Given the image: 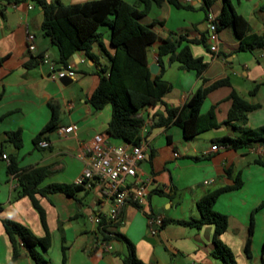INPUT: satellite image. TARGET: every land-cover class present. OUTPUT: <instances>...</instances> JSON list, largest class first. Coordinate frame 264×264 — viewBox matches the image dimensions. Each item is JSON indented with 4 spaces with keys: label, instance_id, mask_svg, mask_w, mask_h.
Masks as SVG:
<instances>
[{
    "label": "crops",
    "instance_id": "obj_1",
    "mask_svg": "<svg viewBox=\"0 0 264 264\" xmlns=\"http://www.w3.org/2000/svg\"><path fill=\"white\" fill-rule=\"evenodd\" d=\"M39 1L0 0V264H36L19 244L18 258L11 261L12 245L2 228V219L27 227L36 237L44 235L29 199L16 197L17 181L14 174L8 173L9 163L13 162L17 170L48 167L50 174L39 188L55 183L74 185L83 168L76 154L95 134H106L111 118L110 105L96 111L87 102L98 85V73H106L109 57L114 52L108 28H100L102 36L91 46L93 60L81 51L70 57L67 64L71 65L75 76L64 85L49 78L51 72L62 66L56 62L57 49L42 35L43 12ZM44 1L69 5L93 0ZM124 1L132 5L136 0ZM177 1L191 8H175L163 2L159 7L151 6L140 19L142 24H153L151 29L158 38L147 50L148 67L158 66L157 73L151 75L160 72L157 64L160 41L180 36L184 38L181 47L187 45L193 57L203 59L206 68L197 77L195 72L181 69L179 63L169 62L168 56L162 58V79L170 83L172 89L164 96V105L146 107L139 112L144 119L142 138L149 146V155L139 165L138 173L152 178L149 202L143 211L132 204L126 205L121 223L108 225V230L126 237L134 245L136 257L145 264H223L213 256V226L193 229L169 221L198 219L195 205L198 199L239 180L238 189L220 194L214 204V210L225 215L228 223L219 240L231 250L236 264H264V255L260 253L264 238V205L260 206L264 202V152L258 150L259 144L233 150L214 143L222 137L239 136L235 129L238 124L225 123L232 92L250 105L258 106L247 114L244 127H264V48L237 51L239 40L233 30L226 27L218 31L217 52H209L206 17L208 14L218 16L222 0H210V6L205 4L206 0ZM229 1L248 22L249 34L264 38V0ZM28 33L35 37L34 53L27 50ZM39 54L47 55L53 67L39 61L36 66L28 67L30 59ZM223 79L228 80V84L210 91L200 109L201 114L213 109L216 127L186 139L177 125L156 126L159 117L166 115L165 107L180 110L199 87ZM254 89V94L250 95ZM49 102L59 106L58 126L74 125L76 130L65 137L56 131L47 134L42 140L50 145L45 149L34 145L33 139L50 118ZM17 130L21 131L20 149H15L6 137V133ZM115 141L113 144L118 143ZM213 145L218 147L217 151H211ZM2 155L8 161L2 159ZM37 200L45 212L51 239L50 247L41 252L40 264H122L126 254L122 242L109 239V250L100 246L102 238L98 226L91 221L98 205L94 193L81 190L74 197L55 193L37 196ZM254 211V231L250 257H247L244 245L249 217ZM147 214L160 215L165 224L152 233ZM61 247L65 248L64 256Z\"/></svg>",
    "mask_w": 264,
    "mask_h": 264
},
{
    "label": "trees",
    "instance_id": "obj_2",
    "mask_svg": "<svg viewBox=\"0 0 264 264\" xmlns=\"http://www.w3.org/2000/svg\"><path fill=\"white\" fill-rule=\"evenodd\" d=\"M163 2L175 8H191L190 6H182L177 0H136L132 5L124 0H93L69 5H63L58 1L55 3L39 1L43 12L40 28L42 35L49 38L51 44L57 49L58 58L56 62L62 67H65L70 57L79 51L93 60L94 57L90 53L91 46L100 40L102 36L100 28H108L109 42L114 48V52L109 57L110 64L105 71L106 73H98V85L87 102L96 111L110 105L111 118L107 125L106 134L113 140L132 145L140 143L142 139L140 129L144 125V119L139 115V112L146 107L164 105L163 98L171 91L172 86L162 79L163 57L168 56L169 62L179 63L181 69L193 71L197 77L206 68L203 59L193 57L187 45L181 47L184 38L180 36L173 40L160 41L157 47V64L160 66V72L155 76L151 75L147 62V50L158 38L151 29L153 24H142L140 19L149 12L151 6L159 7ZM222 2L221 11L215 17L217 32L226 27L231 28L239 40L237 51L263 49L264 38L250 35L248 22L235 11L229 0H222ZM205 4L210 6L211 1L206 0ZM201 42L204 44L205 40L202 39ZM42 56L39 54L32 57L28 67L36 66L38 59ZM227 84L228 80L223 79L215 81L209 86L199 87L180 110L165 107L166 115L159 117L156 126L177 125L186 139L216 127L213 109L205 114H201L200 109L210 91ZM254 92L255 89L250 91V95H253ZM229 99L231 100V107L225 123L238 124L235 129L239 131V136L236 138L222 137L215 140L214 143L233 150H240L254 144H264V127L257 129L244 127L247 114L258 106L250 105L235 92L230 94ZM48 104L51 109L50 118L34 137V145H37L47 134L56 131L59 127V106L54 102ZM6 137L15 149L21 148L20 130L6 133ZM8 173L14 174L17 181L16 197L29 199L44 232L42 237H36L27 227L9 219H2V228L12 245L11 261L13 262L18 258L17 245L19 244L36 264H40L43 261L41 252L50 247L51 239L46 225L45 212L40 206L37 196L45 197L47 194L61 193L74 197L76 192L82 189L75 185L59 183L39 188L42 181L50 174L48 167H29L17 170L11 162L8 166ZM239 187L240 181L237 180L232 186L222 187L198 199L195 204L199 213L198 219L169 221L193 229H200L204 225L213 226V256L221 259L223 264H236V262L231 250L219 240V236L227 229V217L217 213L213 207L220 194ZM262 205L264 202L260 204V206ZM254 213L255 211L249 217L247 238L244 245V253L247 257H250L249 246L254 231ZM164 224L163 221L162 226ZM98 231L102 240L115 239L125 245L126 254L122 258V264H145L136 257L134 245L126 237L109 231L108 225L104 223L98 226ZM64 249L61 247L63 256ZM260 253L264 255V238Z\"/></svg>",
    "mask_w": 264,
    "mask_h": 264
},
{
    "label": "built area",
    "instance_id": "obj_3",
    "mask_svg": "<svg viewBox=\"0 0 264 264\" xmlns=\"http://www.w3.org/2000/svg\"><path fill=\"white\" fill-rule=\"evenodd\" d=\"M208 24L207 44L209 52L218 50V32L215 18L208 14L206 17ZM27 50L35 52V37L28 33L26 36ZM41 64H48L53 67V62L47 55L38 59ZM81 62H84L82 60ZM75 73L71 65L67 64L50 73L49 78L59 81L63 78L72 79ZM76 126L58 127L56 133L61 137L72 133ZM144 125L141 127V137ZM107 134H95L89 141L82 144L76 158L83 163V168L74 180V185L85 191L94 193L98 200L97 210L91 217V221L99 226H116L121 223L123 208L132 204L143 211L148 205L152 178L138 173L139 165L144 162L149 155V146L145 139H141L137 145L118 141L113 144L109 142ZM41 148H48L49 142L40 140L37 144ZM222 148H225L224 146ZM218 147L213 145L211 151H217ZM260 152H264V144L258 146ZM174 156H177L176 154ZM2 159L8 161L5 155ZM208 184V182H204ZM147 224L152 233L156 227L162 226V218L158 214L146 215ZM100 246L104 250H109L107 241L101 240Z\"/></svg>",
    "mask_w": 264,
    "mask_h": 264
},
{
    "label": "water",
    "instance_id": "obj_4",
    "mask_svg": "<svg viewBox=\"0 0 264 264\" xmlns=\"http://www.w3.org/2000/svg\"><path fill=\"white\" fill-rule=\"evenodd\" d=\"M258 50L259 49H256V51H258ZM149 71H150L151 74H156L157 71H158V66L156 64H151L149 66ZM59 82L64 84V85H66V84L70 83L71 80L68 79V78H63V79H60Z\"/></svg>",
    "mask_w": 264,
    "mask_h": 264
},
{
    "label": "rangeland",
    "instance_id": "obj_5",
    "mask_svg": "<svg viewBox=\"0 0 264 264\" xmlns=\"http://www.w3.org/2000/svg\"><path fill=\"white\" fill-rule=\"evenodd\" d=\"M110 142H112V143H115L116 141L115 140H113V139H111V141Z\"/></svg>",
    "mask_w": 264,
    "mask_h": 264
}]
</instances>
